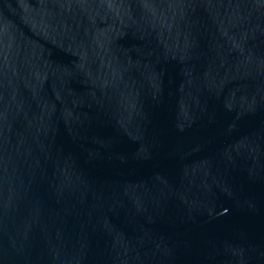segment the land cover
Wrapping results in <instances>:
<instances>
[{
    "label": "water",
    "instance_id": "1",
    "mask_svg": "<svg viewBox=\"0 0 264 264\" xmlns=\"http://www.w3.org/2000/svg\"><path fill=\"white\" fill-rule=\"evenodd\" d=\"M0 264H264V0H0Z\"/></svg>",
    "mask_w": 264,
    "mask_h": 264
}]
</instances>
